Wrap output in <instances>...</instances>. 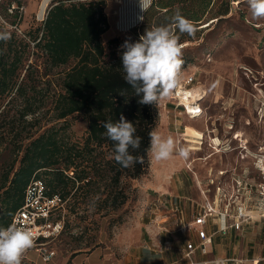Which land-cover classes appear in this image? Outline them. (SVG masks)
<instances>
[{"label": "rangeland", "instance_id": "rangeland-1", "mask_svg": "<svg viewBox=\"0 0 264 264\" xmlns=\"http://www.w3.org/2000/svg\"><path fill=\"white\" fill-rule=\"evenodd\" d=\"M43 1L0 0V31L8 34L14 32L16 36L26 40L30 46L29 63L37 59V53L33 54V43L27 33L41 24L47 10L56 0H49L46 6L42 5ZM227 1L216 0L213 10L219 9ZM111 2L114 4L115 0ZM19 3L24 7V12L18 21L16 15L7 11V6L10 4L16 7ZM125 3L126 10H130L133 5V17L130 15L127 19L128 25L119 29L113 26L112 31L103 35L105 52L110 36L119 32L120 38L130 39L129 27L136 25L139 20L141 13L139 0H125ZM229 6L227 16L219 21L209 20L210 16L206 17L196 27L195 35L190 36V42L181 44L182 56L189 61L182 68L181 81L194 75L196 85L206 91V96L201 102L202 115L195 118L196 120L186 119L181 122L185 116L181 114L178 117V124L181 125L178 133L182 132L183 127V138L187 140L180 142L179 145L189 152L188 157L184 158L186 166L172 175L173 179L178 178L177 188L179 187L180 196L198 198L196 195L197 193L200 195V192L198 187H195L197 182L192 172L200 174L199 170L204 164L206 167L218 169H235L237 173L242 168H250L252 160H240L236 151L227 155L213 153L208 147L211 139L223 141L227 138L232 140L231 144L235 147L237 144L235 135L239 131L250 141L252 151L264 144V20L252 19L246 0L237 2L230 0ZM112 17L113 15H110L111 24L115 21ZM40 62L38 61V64ZM72 64L52 69L50 75L44 77L38 84L39 94L36 98L44 100V107L36 114L38 125L32 128L39 127V132H42L46 128L55 127L64 141L82 145L87 137V122L84 116L73 115L66 121L55 120L51 104V96L59 88L60 74ZM40 71H43V67H40ZM160 105L167 110L173 109L169 98L163 103L159 101L157 107ZM12 114L13 111L10 112L7 121L16 120L17 115ZM31 119L32 117L25 118L26 121ZM228 127L231 129H227ZM199 140L202 142L200 146ZM96 154L98 156L91 165L89 183H78L73 189L69 184L70 192L64 200L65 210L62 216L59 213L52 216L53 221L63 218L64 231L47 247L59 255L66 256L75 251L88 253L96 249L100 263L95 264H127L128 258L133 255L136 248L131 234L143 223L144 242L146 241L144 225L152 223L158 230L159 223L163 221L159 214L160 211H166L164 198L169 193L147 187L153 177V163L156 162L150 152L149 164L143 176L138 179L122 178L117 190L110 179L109 152L102 148ZM5 160L6 152H3L0 165ZM40 175L45 178L42 172ZM67 175L71 176V173ZM203 186L202 184V189ZM62 192L63 190L59 191L60 194ZM114 194H119V199H124V203L117 209H114L112 204ZM161 194L164 195L160 197ZM174 235L179 237L180 248L193 238L178 230ZM36 250L35 247L29 249L22 258V264H33L29 261L32 258L38 264H46ZM207 250L209 255L205 259L208 260L220 256L217 251L222 250L224 252L222 255L226 259H234L239 264H264V222L249 223L237 234L215 236L213 245ZM197 259L199 261L202 257L198 256ZM176 264L185 262L179 260Z\"/></svg>", "mask_w": 264, "mask_h": 264}, {"label": "trees", "instance_id": "trees-1", "mask_svg": "<svg viewBox=\"0 0 264 264\" xmlns=\"http://www.w3.org/2000/svg\"><path fill=\"white\" fill-rule=\"evenodd\" d=\"M215 2L152 0L151 6L142 12L141 22L130 28V39H109L107 52L102 42L103 34L109 29L105 13L107 0H56L41 24L27 33L33 43V54L37 53L34 62H28L30 46L24 38L13 32L6 41L0 40V161L6 152V160L0 165V227L11 224L33 178L45 183L49 196L58 195L62 200L70 192L69 184L71 189L78 183L88 184L91 165L99 149L106 148L111 156L109 173L116 190L122 178L143 176L149 164L148 134L157 125L158 107L157 103H139L141 97L135 95L131 85L123 79L124 49L121 46L126 40L138 41L149 27L167 23L177 9L195 27L208 16L209 20L219 21L229 14L230 0L214 11ZM9 7L10 4L7 9ZM186 42H190V36L185 34L180 44ZM182 59L184 68L189 61L185 56ZM71 63L72 66L60 74L59 88L51 96L52 112L55 120L84 116L87 137L82 145L64 141L55 127L42 132L39 127L32 128L38 125L36 114L44 107V100L36 98L38 84L52 69ZM40 67H43L42 72ZM11 111L17 118L7 121ZM121 115L133 123L136 135L142 137L141 147L133 155L142 156L143 163L129 168L121 167L113 159L114 144L104 135L102 126L103 122L119 121ZM26 117L32 119L26 121ZM41 172L45 178L41 177ZM69 172L71 176L67 175ZM118 195L112 198L114 209L124 203Z\"/></svg>", "mask_w": 264, "mask_h": 264}, {"label": "built area", "instance_id": "built-area-1", "mask_svg": "<svg viewBox=\"0 0 264 264\" xmlns=\"http://www.w3.org/2000/svg\"><path fill=\"white\" fill-rule=\"evenodd\" d=\"M7 11L17 15L19 20L24 7L11 5ZM205 96L206 91L196 85L195 76L191 75L181 81L180 87L169 100L177 116L183 114L188 119H195L202 115L201 102ZM173 126L177 133L181 130V125H177L176 121L173 122ZM183 131L182 127V132L178 133L176 139L178 145L182 141H187L183 138ZM235 141L237 144L233 147L232 140L225 138L219 141L213 138L208 147L213 153L223 155L236 151L240 160L251 159V166L242 168L239 173L235 169L209 168L205 187L202 189V184L197 182L203 203L199 205V210L191 223L196 242H188L182 252L181 260L185 264H207L208 261L197 262L195 256L197 254L206 256L207 248L212 245L215 236L225 237L230 232H242L245 225L254 221L264 222V144L252 151L250 141L239 131L236 132ZM201 144L199 140L198 145ZM64 205L65 201L60 196L47 194V187L41 179L33 178L25 189L21 208L11 221V224L15 223L18 227L32 231L35 237L34 247L45 263L55 256V252L47 247L48 244L64 231L62 217L59 220H52V216L57 213L62 216ZM210 224L215 225L216 229L209 234L206 228ZM227 260L229 263L239 264L234 259Z\"/></svg>", "mask_w": 264, "mask_h": 264}, {"label": "clouds", "instance_id": "clouds-1", "mask_svg": "<svg viewBox=\"0 0 264 264\" xmlns=\"http://www.w3.org/2000/svg\"><path fill=\"white\" fill-rule=\"evenodd\" d=\"M152 0H139L141 11L151 6ZM251 17L264 20V0H246ZM194 23L177 9L165 24L151 26L140 35L139 40H126L121 46L123 79L131 85L134 94L140 96L141 104H156L169 98L180 87L183 66L182 35L194 36ZM8 33H0V40H7ZM104 135L114 144L113 159L123 168L143 163V157L133 155L141 147L142 137L136 135V127L123 115L119 121L103 122ZM150 146L147 149L157 161L168 160L174 154L181 158L189 155L185 147L178 145L171 136L163 138L155 130L149 132ZM131 150V151H130ZM32 231L15 223L0 227V264H22L24 254L34 247ZM207 264H229L223 256H217Z\"/></svg>", "mask_w": 264, "mask_h": 264}, {"label": "crops", "instance_id": "crops-1", "mask_svg": "<svg viewBox=\"0 0 264 264\" xmlns=\"http://www.w3.org/2000/svg\"><path fill=\"white\" fill-rule=\"evenodd\" d=\"M123 1L115 0L114 4H112L111 0H107L105 13L109 24V29L106 33L112 31L111 29L113 26L119 29L121 28V26L123 27L124 25H128L129 21L127 19L130 15H132L133 17V5L130 10H126L127 4L125 3V0ZM48 2L49 0H44L42 5L46 6ZM142 12L143 11H141L140 13L137 24L141 22ZM110 15H113L112 19H115L113 24L110 23ZM119 36V32L114 33L112 36H110L109 39ZM165 99L166 98L161 99L160 103H163ZM158 117L159 122L157 128H155V131L159 132L163 138L171 136L176 142L175 138H177L178 133L175 131L173 122L176 121V124L178 125V117L180 116H177L173 109L167 110L160 105L158 107ZM183 120L190 121V119L188 120V118L186 117L182 118L181 122ZM227 129H229V127ZM184 166H186V162L184 161V158H181L179 156H173L168 160H156V162L153 163V177L147 187L156 191L169 193L167 194L168 196H165L164 198V207L166 211H160L159 217L163 221L159 223L158 230L155 229L154 224L152 223L144 225V230L146 232V241L143 242V223L139 224V228L134 231L133 234H131L133 237L132 239H134V242L136 243V248H134L133 250V255L128 258L127 264H176L179 260H181L182 252L185 245L188 242H196L195 232L191 227V223L193 221L195 213L199 210V205H202L203 200L198 193L196 195L198 198L196 199L193 196L179 195V187L177 188L178 178L173 179L172 175H174V172L181 171L182 167ZM209 168H213L214 170L218 169L215 167H206L204 164L199 170L200 174L197 175L195 172H192L195 181L199 184L205 185L207 180V171ZM163 195L164 194H161L160 197H162ZM215 229L216 226L210 224L206 228V231L210 234L214 232ZM177 230L182 231V233L188 234L189 237H193L194 239L192 238V240L186 241L185 245L180 248L179 237L174 235ZM231 234L237 233L230 232L228 236ZM212 245H210L209 248ZM54 252V258L46 264H95L97 262L100 263L96 249L88 253L75 251L69 254L68 256L63 254L59 255L56 251ZM217 252L219 255L224 254L222 250ZM208 255L209 254L207 253L206 256ZM198 256L202 257V259L197 262H207L212 260L205 259L206 256H202L200 254H197L195 256L196 260H198ZM29 261H31V263L33 264H38L33 258Z\"/></svg>", "mask_w": 264, "mask_h": 264}]
</instances>
